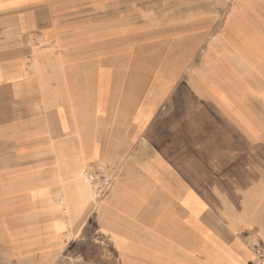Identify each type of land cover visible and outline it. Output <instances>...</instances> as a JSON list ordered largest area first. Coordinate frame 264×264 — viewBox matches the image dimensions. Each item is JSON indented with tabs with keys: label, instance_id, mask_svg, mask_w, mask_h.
Returning a JSON list of instances; mask_svg holds the SVG:
<instances>
[{
	"label": "crops",
	"instance_id": "1",
	"mask_svg": "<svg viewBox=\"0 0 264 264\" xmlns=\"http://www.w3.org/2000/svg\"><path fill=\"white\" fill-rule=\"evenodd\" d=\"M250 237L264 0H0V264H253Z\"/></svg>",
	"mask_w": 264,
	"mask_h": 264
},
{
	"label": "built area",
	"instance_id": "2",
	"mask_svg": "<svg viewBox=\"0 0 264 264\" xmlns=\"http://www.w3.org/2000/svg\"><path fill=\"white\" fill-rule=\"evenodd\" d=\"M83 174L92 189L95 202L100 201L101 198L107 194L115 179L113 171L98 162L88 165ZM245 246H247L253 253V264H262L264 261V248H261L257 238H247Z\"/></svg>",
	"mask_w": 264,
	"mask_h": 264
}]
</instances>
